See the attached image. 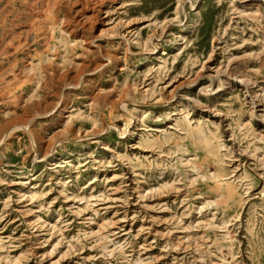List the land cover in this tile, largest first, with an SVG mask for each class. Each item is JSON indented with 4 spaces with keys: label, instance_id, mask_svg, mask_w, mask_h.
Returning <instances> with one entry per match:
<instances>
[{
    "label": "rangeland",
    "instance_id": "obj_1",
    "mask_svg": "<svg viewBox=\"0 0 264 264\" xmlns=\"http://www.w3.org/2000/svg\"><path fill=\"white\" fill-rule=\"evenodd\" d=\"M57 1L0 0V264H264V0Z\"/></svg>",
    "mask_w": 264,
    "mask_h": 264
},
{
    "label": "bare ground",
    "instance_id": "obj_2",
    "mask_svg": "<svg viewBox=\"0 0 264 264\" xmlns=\"http://www.w3.org/2000/svg\"><path fill=\"white\" fill-rule=\"evenodd\" d=\"M23 1V0H22ZM42 1H45V0H42ZM86 1V0H85ZM51 2H52V4H53V6H55V5H57L58 4V1L57 0H51ZM103 2H104V0H103ZM99 3V2H98ZM72 4H74V3H72ZM87 3H85L84 5H86ZM99 5H101V4H99ZM103 5V4H102ZM65 6V5H64ZM66 6H68V5H66ZM94 6H96V5H94ZM93 8V7H92ZM40 10V9H39ZM30 12H33V9L30 11ZM49 12H51L52 13V11H49ZM42 13V12H41ZM95 14V13H94ZM43 15H40V13L39 14H36V18L34 19V22H33V25H34V23L36 22V21H39L40 20V17H42ZM70 16V15H69ZM94 16H96V14L94 15ZM34 17V16H33ZM95 18V17H94ZM33 20V19H32ZM32 22V21H31ZM76 23V22H75ZM74 24V23H73ZM32 25V26H33ZM82 25V24H81ZM80 26V25H79ZM92 27H94V26H92ZM18 34V33H17ZM21 37V36H20ZM15 38H17V37H15ZM22 42V41H21ZM22 45V43H19L18 42V44H17V46H21ZM17 46L14 48V51L16 50V48H17ZM19 76V74L17 73V74H15L13 77V79L15 80V78H17ZM77 77H79V75L77 76ZM76 77V78H77ZM78 79V78H77ZM3 95V94H2ZM43 150H45V151H47L48 150V146H45L44 147V149Z\"/></svg>",
    "mask_w": 264,
    "mask_h": 264
}]
</instances>
